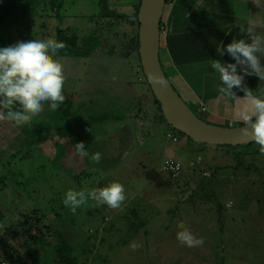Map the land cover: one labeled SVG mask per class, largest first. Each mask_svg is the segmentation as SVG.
I'll use <instances>...</instances> for the list:
<instances>
[{"label":"rangeland","instance_id":"374dc122","mask_svg":"<svg viewBox=\"0 0 264 264\" xmlns=\"http://www.w3.org/2000/svg\"><path fill=\"white\" fill-rule=\"evenodd\" d=\"M60 1L30 0L5 21L3 33L12 44L55 39L58 28L81 36L74 26L85 23L84 33L104 40L97 55L56 58L66 77L65 101L76 110V127L68 137L45 115L31 121L28 133L23 125L0 122V241L6 226L36 210L67 238L79 264H262L264 154L255 153L258 146L205 145L173 129L154 104L139 60L119 54L118 42L137 33L136 19L94 18L88 28L100 0H64L56 9ZM89 114L97 120L80 138L79 126ZM102 114L107 121L98 119ZM79 142L89 156L100 152V163L79 156L74 147ZM165 158L181 163L176 176L161 170ZM112 182L125 187L120 209L89 200L73 214L63 204L70 189L92 190ZM184 228L202 237L204 245L181 244L177 233ZM24 239L10 240L21 253ZM133 244L139 245L135 251Z\"/></svg>","mask_w":264,"mask_h":264},{"label":"clouds","instance_id":"9594fccd","mask_svg":"<svg viewBox=\"0 0 264 264\" xmlns=\"http://www.w3.org/2000/svg\"><path fill=\"white\" fill-rule=\"evenodd\" d=\"M241 32L251 37L250 43L245 39H233L226 46L217 47L220 56L226 52L235 63L222 64L218 60H211L210 67L219 74L218 92L230 100L243 101L236 113L245 125L242 132L264 154V96L254 94L243 84L245 75H255L264 81V64L261 63V57H264V36L253 35L252 27L246 32L241 28ZM66 47L63 41L44 38L18 41L0 48V122H14L18 126L29 124L44 111L46 104L48 111L54 112L65 102L66 77L62 63L55 57ZM238 66L244 75L238 74ZM149 79L161 87L167 83L161 76L152 73ZM234 87L245 93L243 98L237 97ZM75 149L79 156L89 157L97 164L102 159L100 152L89 156L83 142L76 143ZM89 200L95 206L106 205L113 210L120 209L126 201L125 187L119 182H112L92 190L70 189L64 194L63 204L75 214ZM177 240L190 248L202 247L205 243L202 237H196L187 228L177 233ZM138 247L132 245L134 251Z\"/></svg>","mask_w":264,"mask_h":264},{"label":"crops","instance_id":"0c3cea01","mask_svg":"<svg viewBox=\"0 0 264 264\" xmlns=\"http://www.w3.org/2000/svg\"><path fill=\"white\" fill-rule=\"evenodd\" d=\"M221 1L170 0L161 19L159 58L167 78L188 105L197 109L202 103L206 108L202 115L211 124L234 126L243 124L236 115L243 101L230 100L218 92L219 74L210 67V62L235 63L226 52L220 56L217 47L226 46L233 39H245L250 43L251 37L241 32V28L246 32L252 27L253 35L264 36V0ZM139 3L140 0H100V11L88 19V28L94 18H114L123 14L133 19ZM84 24L74 26L75 31H83L81 36L88 35L84 33ZM261 63L264 64V57ZM237 71L244 75L240 66ZM112 81L115 84L118 79ZM243 84L254 94L264 96V81L259 77L245 75ZM233 91L237 97L245 95L235 87Z\"/></svg>","mask_w":264,"mask_h":264},{"label":"trees","instance_id":"16d2710c","mask_svg":"<svg viewBox=\"0 0 264 264\" xmlns=\"http://www.w3.org/2000/svg\"><path fill=\"white\" fill-rule=\"evenodd\" d=\"M63 1L64 0H61L55 8L58 9ZM169 1L170 0H166V4ZM29 4L30 0H0V48L8 47L12 44L11 37L6 36L5 33H3V31L6 30L4 26L5 21L13 15H16V13L18 14L21 8L26 9ZM138 7L139 4L136 6L134 13V18L136 19V21ZM21 15H25V13L21 12ZM125 17L127 16L123 14H119L116 16V18ZM55 39L58 41H63L67 45L66 48L58 52L55 58L88 57L92 54L97 55L101 46V41L104 40L103 38L95 34L88 36H77L76 34H68V30H62L59 28L56 30ZM118 43L120 45V55L135 56L136 59L139 60L137 33L136 35L131 36L129 39H123ZM113 49L111 47V54L113 53ZM153 101L154 104L158 106L160 111V105L154 97ZM41 115H43V117L45 115L46 119H49L53 123L54 126L52 128H56L58 132L59 130H61V133L67 132V135L65 134L63 136L68 137L69 133L73 131L75 123L72 119L76 117V110L72 109V101H65L54 112L48 111V105L46 104L45 109L40 114V116ZM37 117H34L33 119ZM161 117L162 119H164L162 114ZM108 118L109 117L107 116V114H102L98 119L107 121ZM95 120L97 119L93 115L89 114L86 116V120L79 126V128L81 129L78 133L80 138L84 136L86 128L95 123ZM27 126H30V123L24 124L22 127V131H24L25 129L26 133H28L27 131L29 129L26 128ZM35 131L38 135L37 128L35 129ZM35 131L33 130V132ZM78 135L75 136L76 139ZM42 138L44 140L48 139L47 135H42ZM75 138L74 140H76ZM85 138L86 137L84 136V139ZM252 144H254L255 147L258 146L255 143ZM258 147L255 153L259 152ZM242 153V151H239L237 157ZM32 213H34L32 214L34 217L28 216L25 219L18 220L17 222L6 226L2 230V240L0 241V260L2 261L0 264H79L78 259L74 256L73 246L70 244L67 238L64 237L63 234L57 229H53L50 224L44 223L42 217L38 215L39 211L35 210ZM3 219L4 215L0 210V223L3 221ZM18 235H22L23 237H25L22 243V247H24L23 253L13 247L10 241ZM262 264H264V258Z\"/></svg>","mask_w":264,"mask_h":264},{"label":"water","instance_id":"95a60500","mask_svg":"<svg viewBox=\"0 0 264 264\" xmlns=\"http://www.w3.org/2000/svg\"><path fill=\"white\" fill-rule=\"evenodd\" d=\"M166 0H140L137 12V39L140 69L165 121L196 143L213 146H238L254 143L243 134L244 123L234 126L211 124L195 115L165 75L159 58L160 25ZM161 76V87L149 74Z\"/></svg>","mask_w":264,"mask_h":264},{"label":"built area","instance_id":"2783aa9c","mask_svg":"<svg viewBox=\"0 0 264 264\" xmlns=\"http://www.w3.org/2000/svg\"><path fill=\"white\" fill-rule=\"evenodd\" d=\"M196 110L202 114L206 110V108L202 103H199L197 105ZM167 137L172 138L173 141L177 140L176 136H173L170 133L167 134ZM181 169H182L181 163L173 158H165L162 162L161 170L165 173H169L171 175L176 176L181 171Z\"/></svg>","mask_w":264,"mask_h":264}]
</instances>
